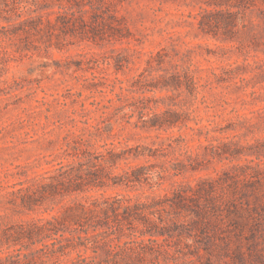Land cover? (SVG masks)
Here are the masks:
<instances>
[{"label": "rangeland", "instance_id": "1", "mask_svg": "<svg viewBox=\"0 0 264 264\" xmlns=\"http://www.w3.org/2000/svg\"><path fill=\"white\" fill-rule=\"evenodd\" d=\"M90 2L104 4L98 20L116 16L123 37L104 29L95 45L80 40L78 31L55 29L33 36L36 46L20 34L0 38V185L14 183L19 172L50 167L45 162L59 151L82 104L93 109L95 102L113 114L142 104L175 111L176 124L159 131L120 124L113 116L112 141L131 152L113 173L127 164L144 166L149 180L90 194L151 200L169 195L171 182L187 191L199 188L211 196L210 202L206 194L199 199L209 226L191 237H167L170 249L180 250L185 264H264V0ZM46 40L54 45L46 49ZM24 42L30 49L19 51ZM173 75L181 83L161 87ZM139 85L157 87L137 102L140 92L132 90ZM97 115L91 113L90 122ZM135 152L144 155L134 158ZM56 208L24 214L0 209V215L14 222L49 217ZM192 218L191 211L180 215L181 221ZM6 251L12 248L0 255Z\"/></svg>", "mask_w": 264, "mask_h": 264}, {"label": "trees", "instance_id": "2", "mask_svg": "<svg viewBox=\"0 0 264 264\" xmlns=\"http://www.w3.org/2000/svg\"><path fill=\"white\" fill-rule=\"evenodd\" d=\"M98 5L90 0H0V38L20 34L23 41L36 46L33 36L41 32L50 36L55 29L65 35L78 31L80 40L95 45L102 43L104 29L108 35L119 33L123 37L121 27L114 23L115 15L107 13L98 20L104 4ZM2 22L7 25H1ZM44 43L46 49L54 45L50 40ZM17 49L25 51L30 46L24 42ZM115 62L119 69L118 60ZM178 78H163L161 87L178 86ZM156 87L139 85L132 91L140 95L133 98L137 102L148 100L145 91ZM120 89L131 91L123 86ZM112 100L109 98L108 102ZM91 104L95 108L87 109L82 104L79 119H71L59 151L45 162L52 163L50 167L31 175L19 172L14 183L0 185V209L5 212L24 214L39 209L49 213L57 206L49 217L11 222L6 214L0 215L4 223L0 227V250L12 248L0 255V264H169L171 256L185 264L184 254L177 249L172 251L167 237H191L193 231L209 226L199 200L206 193L191 187L187 191L181 184L171 182L169 195L154 196L151 200L90 194L107 188L133 187L149 180L144 166L127 164L122 172L113 173L112 169L131 155L128 149H118L112 141L113 116L119 115L115 120L120 119V124L125 121L141 130L159 131L174 126L179 114L146 110L148 106L143 104L136 105L138 110L121 109L113 114L99 110L95 102ZM91 113L98 115L90 122ZM134 115L136 120L131 122ZM76 122L82 125L76 127ZM132 155L137 158L144 153ZM205 199L210 202L211 196L206 194ZM182 211H191L195 218L181 221Z\"/></svg>", "mask_w": 264, "mask_h": 264}]
</instances>
